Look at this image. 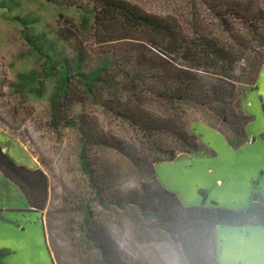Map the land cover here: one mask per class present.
<instances>
[{
    "label": "rangeland",
    "instance_id": "1",
    "mask_svg": "<svg viewBox=\"0 0 264 264\" xmlns=\"http://www.w3.org/2000/svg\"><path fill=\"white\" fill-rule=\"evenodd\" d=\"M0 142L48 181L29 212L0 178V264H264L207 223L264 201V0H0Z\"/></svg>",
    "mask_w": 264,
    "mask_h": 264
},
{
    "label": "trees",
    "instance_id": "2",
    "mask_svg": "<svg viewBox=\"0 0 264 264\" xmlns=\"http://www.w3.org/2000/svg\"><path fill=\"white\" fill-rule=\"evenodd\" d=\"M106 6L115 7L122 15L133 16L139 20L141 24L147 25L151 23V18L141 15L136 9L130 7L128 4L119 2H107ZM148 22V23H145ZM228 57H221L226 60ZM225 77L226 74H222ZM224 77V78H225ZM249 120H246L244 129L235 131L236 139H226L232 146H237L243 141L247 140L245 126ZM180 141L187 153L193 154L200 151L193 135L187 133H179ZM0 172L2 175L11 181L22 193L26 200L28 207L26 209H19L18 211L36 212L44 209L47 200L48 181L44 172L40 168H30L23 164L16 163L6 152L1 150L0 146ZM213 208L207 211V223L211 228L217 225L224 226H244L250 225H264V201L258 197L253 196L246 208L230 209L226 207H219L214 202ZM2 209L0 208V218ZM2 252V251H1Z\"/></svg>",
    "mask_w": 264,
    "mask_h": 264
},
{
    "label": "crops",
    "instance_id": "3",
    "mask_svg": "<svg viewBox=\"0 0 264 264\" xmlns=\"http://www.w3.org/2000/svg\"><path fill=\"white\" fill-rule=\"evenodd\" d=\"M249 122V121H248ZM247 122V123H248ZM246 131V130H245ZM248 133V132H247ZM247 136V140H245V141H243V142H247L248 140H249V134L248 135H246ZM225 139V138H224ZM226 140V139H225ZM227 141V140H226ZM249 142V141H248ZM8 144H4V143H1L0 142V146L1 147H4L5 148V151L4 152H7L8 153V146H7ZM33 168H35V167H33ZM0 178H2V182L3 183H12L11 181H9L7 178H5L3 175H2V173L0 172ZM1 180V179H0ZM25 199V198H24ZM26 201V200H25ZM27 204V203H26ZM28 207V205L25 207V206H18L17 208H14V207H12V208H10V207H8L7 209H13V210H16V209H26ZM6 209V210H7ZM2 215V214H1Z\"/></svg>",
    "mask_w": 264,
    "mask_h": 264
},
{
    "label": "water",
    "instance_id": "4",
    "mask_svg": "<svg viewBox=\"0 0 264 264\" xmlns=\"http://www.w3.org/2000/svg\"><path fill=\"white\" fill-rule=\"evenodd\" d=\"M252 140H253V139H252ZM1 150H2V151H5V148H4V147H1Z\"/></svg>",
    "mask_w": 264,
    "mask_h": 264
}]
</instances>
